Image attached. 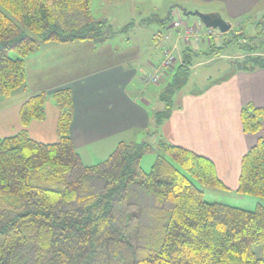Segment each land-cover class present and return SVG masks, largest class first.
Here are the masks:
<instances>
[{
	"label": "trees",
	"instance_id": "1",
	"mask_svg": "<svg viewBox=\"0 0 264 264\" xmlns=\"http://www.w3.org/2000/svg\"><path fill=\"white\" fill-rule=\"evenodd\" d=\"M91 5L0 0V102L26 88L25 61L43 45L110 41L113 31L93 17ZM152 22L165 24L156 16L143 24ZM259 26L240 48L246 56L234 71L264 69L255 43L264 37V20ZM222 36L224 45L213 44L205 56L219 55L235 40ZM195 54L183 51L149 134L170 118ZM53 98L60 110L58 142H36L27 131L46 118L43 92L21 107L23 130L0 137V264H264V250L263 256L255 251L264 246V206L250 211L207 202L204 189L227 190L211 160L164 141L157 147L122 142L105 161L86 166L70 135L71 91ZM240 118L244 134L257 135L264 109L248 103ZM154 153L157 160L145 172L141 162ZM236 192L264 200V137L243 156Z\"/></svg>",
	"mask_w": 264,
	"mask_h": 264
},
{
	"label": "crops",
	"instance_id": "2",
	"mask_svg": "<svg viewBox=\"0 0 264 264\" xmlns=\"http://www.w3.org/2000/svg\"><path fill=\"white\" fill-rule=\"evenodd\" d=\"M193 1L190 11L216 6L219 10L214 8L208 13L222 18L226 14L228 20L223 18L225 21L241 20L264 9V0ZM180 9H176V14L182 13ZM216 31L207 29L204 39L190 38H194L193 42L200 47L208 45L211 49L215 44L214 37L218 39L220 35ZM174 32L181 35L183 31ZM162 38L160 33L154 35L158 45ZM165 41L168 40L164 39L163 43ZM163 43L160 44L161 60L144 67L141 82L143 76L163 60L167 49ZM180 43L188 46L183 40ZM172 47L178 51L177 44L170 45L169 49ZM182 53L179 62H182ZM25 67L26 88L0 102V137L7 138L23 130L21 107L32 96L43 92L47 95L46 118L33 121L27 131L36 142H58L60 110L53 96L68 89L73 100L70 135L86 166L101 163L122 142L135 143L139 138L145 142L156 137L159 142L185 148L211 160L226 188L236 192L243 156L264 137V124L259 134L246 135L240 118L242 107L248 103L264 109V69L232 71L226 78L207 84L202 90L178 93L170 118L151 135L156 112L150 110V101L142 98L137 90L130 89L139 72L131 68L128 56L126 60L117 58L116 49L109 42L101 45L92 41L46 44L37 54L26 59Z\"/></svg>",
	"mask_w": 264,
	"mask_h": 264
},
{
	"label": "rangeland",
	"instance_id": "3",
	"mask_svg": "<svg viewBox=\"0 0 264 264\" xmlns=\"http://www.w3.org/2000/svg\"><path fill=\"white\" fill-rule=\"evenodd\" d=\"M192 2L194 1L92 0L91 10L93 17L97 21L107 22L114 33V36L110 39L109 43L112 47H114V49H116V57L126 60L128 56L131 68H134L139 72L138 77L130 89L134 92L137 90L142 98H146L148 101H150L152 104L150 110L153 112L163 110L164 106L160 101V95L171 81V74L173 73L172 71L171 73H168L159 86L146 85L145 83L141 82L140 76L142 75L144 67H147V65L150 63L161 60L160 44L163 43V40L166 37H168L169 40L167 42L165 41L163 44L167 49H169L170 45L172 44H177L178 46V51H175L174 53V56L177 58V61L173 65L174 69H176L181 64V62H179V58H181L180 53H182V51L190 49L197 51L196 54H199H195L196 56L192 57L193 67L191 68L189 80L181 91L193 92L202 90L207 86V84H213L220 79L226 78L232 71H234L236 64L243 61V58L246 56V54L242 52L240 48L245 43H249L250 38L253 39L257 35V30H261L259 23L264 20V9L256 10L253 14L248 15L241 20L226 21L232 25V29L229 33H227V37H229V39L235 38V40L227 47H224L219 55L213 57L205 56L204 54L211 52L209 49L210 47L208 45H203L200 47L199 44L193 42L194 38H190L194 36L186 35L193 34L194 30L196 32L195 36H198L199 39L200 37L204 39L206 36L205 31H207V29L201 24V21L198 17H185L183 13L179 15L184 23V26L180 27V30L176 31H183L181 35H176L174 31H169L168 28V26L171 25V22L173 24L174 20L178 19L175 18L178 14H176L177 8L185 9L188 12H203L204 14H209L208 12H213L212 10L216 8V6L211 8L201 7V9H193V11H190L189 7L192 6ZM194 6H196V4ZM216 9L219 10L218 8ZM171 11H173V13H171ZM221 11L224 12L223 10ZM170 15L171 17L169 19L168 16ZM152 16H156L161 20H165L167 25L158 22H152L148 25L143 24L144 20H147ZM223 18L228 20L226 14L223 15ZM170 27H172V25ZM199 28H201L200 33L198 32ZM216 32L220 33L218 30ZM157 33L163 35L159 45L154 40V35ZM185 36L187 37V40H184ZM237 38L238 40H236ZM190 39L191 41H189ZM224 39L226 38L220 34L218 39L214 37V42L217 46L222 47L224 45ZM180 40L185 41L186 45L188 46L184 47L183 44L180 43ZM230 41L232 42V40ZM255 43L258 47V53L262 54L263 56L264 37H262L260 40H256ZM148 140L154 147H157L159 144V139L156 137H151V139ZM143 141V138H139L134 142L141 143ZM156 160L157 154L154 153L146 155L141 162V168L145 172H149ZM195 184L201 187L197 182H195ZM204 191V199L210 203H223L250 211L254 210L258 203H261L264 206V200H261L257 197L243 196L228 189H204ZM263 250V245L255 247V251L259 256H263Z\"/></svg>",
	"mask_w": 264,
	"mask_h": 264
},
{
	"label": "built area",
	"instance_id": "4",
	"mask_svg": "<svg viewBox=\"0 0 264 264\" xmlns=\"http://www.w3.org/2000/svg\"><path fill=\"white\" fill-rule=\"evenodd\" d=\"M175 18H178V19H175L173 24L171 22L172 27L170 28V31L180 30V27L184 26V23L178 14ZM186 35L195 36L196 32L193 30V34H186ZM185 37H184V40H187V37L186 38ZM195 38L199 40L198 36H195ZM165 39L169 40L168 37H166ZM175 51H176V47L174 48L172 47L171 49L165 50L164 57L161 63L157 65L156 67L152 68L151 72L146 73L143 76L142 78L143 83H145L146 85L161 84L165 76H167L168 73H171V71L174 70L173 65L177 61V58L174 56Z\"/></svg>",
	"mask_w": 264,
	"mask_h": 264
},
{
	"label": "water",
	"instance_id": "5",
	"mask_svg": "<svg viewBox=\"0 0 264 264\" xmlns=\"http://www.w3.org/2000/svg\"><path fill=\"white\" fill-rule=\"evenodd\" d=\"M181 11L185 17H198L207 29L218 30L221 35L229 33L232 29V25L218 14H202L198 11L188 12L185 9H181Z\"/></svg>",
	"mask_w": 264,
	"mask_h": 264
}]
</instances>
